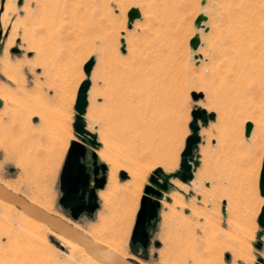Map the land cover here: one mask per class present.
<instances>
[{
  "label": "rangeland",
  "instance_id": "rangeland-1",
  "mask_svg": "<svg viewBox=\"0 0 264 264\" xmlns=\"http://www.w3.org/2000/svg\"><path fill=\"white\" fill-rule=\"evenodd\" d=\"M17 2L0 0V183L29 202L49 201V213L89 237L120 242L124 257L137 264L171 263L172 256L159 260L157 222L161 218L186 230L191 196L202 195L209 202L201 220L211 232L193 234L204 246L194 251L205 254L199 261L264 264V227L254 218L264 204L258 191L264 154V0ZM133 6L140 7L142 18L128 28ZM200 14L206 21L196 27ZM196 34L200 44L193 50L189 41ZM90 58L84 122L100 144L87 147L108 167L103 191L113 174L121 201L114 205L100 191L99 208L72 221L58 203L59 174L70 141L78 140L73 105ZM192 92L203 96L194 100ZM197 107L215 114L214 133L228 148V164L209 188L170 179L158 198L165 218L157 216L155 226L147 228L149 240L142 248L130 237L144 188L157 189L149 181L156 168L179 169ZM246 122L253 126L248 138ZM129 182L139 185L131 194ZM25 227L35 223L25 221L17 207L0 204V264H94L49 228L25 238Z\"/></svg>",
  "mask_w": 264,
  "mask_h": 264
},
{
  "label": "water",
  "instance_id": "water-1",
  "mask_svg": "<svg viewBox=\"0 0 264 264\" xmlns=\"http://www.w3.org/2000/svg\"><path fill=\"white\" fill-rule=\"evenodd\" d=\"M17 3L20 5L22 0H18ZM139 18V10L135 7L130 8L127 12V27L130 28L132 23ZM203 21H206V16L200 14L195 19L194 24L196 27H202ZM121 43V51H124V39H121ZM199 44L200 39L198 34H196L190 39L189 45L193 50H196ZM93 65L94 58H90L83 67L86 79L80 83L77 89L74 102L75 114L72 124L78 140L70 141L59 174V190L61 195L58 203L63 208L69 209L72 221H76L83 211L87 215L94 213L95 209L98 208L96 189L102 188L105 182L104 177L101 178L100 183L97 182L98 179L95 169L99 166L104 169L106 165L101 163L97 166V155L95 152L91 154L93 163L90 167H86L82 162L87 151L85 142L92 148H97L100 144L97 140V135L89 131L84 122V114L88 104L87 93L90 87L89 75ZM85 69H88V71H85ZM202 96V93H191V97L194 100H198ZM192 112H195L197 115L195 123L192 122L191 116V121L188 124L191 133L185 139V146L180 154L179 169L171 173H165L160 167L153 170L149 181L157 189L151 186H145V188L147 187V191L144 188V194L141 196L130 239L132 243L138 242L142 248H145L148 244L149 237L147 228L155 226V220L160 207L158 198L161 197V191H166L168 186L171 185L170 179H178L182 183H188L193 177V169L198 166L197 155L194 153V150L201 140L199 135L200 125L204 126L209 120H213L215 114L213 112L208 113L205 109L198 107L194 108ZM252 127L251 122L245 123L244 135L246 138L250 136ZM262 171H264V154L258 180L259 195L264 198L260 190V174ZM119 176L121 179H126L127 174L124 170H121ZM91 183H93L92 186H90ZM85 196H87L86 200L84 198ZM0 200L13 204L32 219L45 223L53 232L82 246L88 255L103 264H137L135 261L126 259L103 244L94 241L67 221L46 212L21 195L7 189L2 184H0ZM262 207H264V204ZM261 208L257 216V223L260 227H264V216L260 214ZM257 264H261L260 259Z\"/></svg>",
  "mask_w": 264,
  "mask_h": 264
},
{
  "label": "crops",
  "instance_id": "crops-1",
  "mask_svg": "<svg viewBox=\"0 0 264 264\" xmlns=\"http://www.w3.org/2000/svg\"><path fill=\"white\" fill-rule=\"evenodd\" d=\"M137 8L140 12V18L136 19L132 25L137 20L142 18V10L138 6H133ZM131 25V26H132ZM74 106V105H73ZM74 108V107H73ZM214 120H209L208 123L204 126L205 129V139L198 146L197 161L198 166L193 169V177L188 183L180 182L179 186L189 185L190 187L196 186L198 187L200 183L204 185V187L209 188L213 183H217L218 178L222 175V167L223 165L228 164V148L226 146L220 145L219 140L214 133L215 125L213 126ZM201 134V132L199 133ZM227 172V171H226ZM178 180V179H173ZM172 181V180H171ZM176 183H173V185ZM176 186V185H174ZM178 186V185H177ZM195 197L193 203L192 199H190V209H189V220L190 226L186 227L187 229L184 231H180L178 227H170L165 224L164 220L160 218H165L164 212L162 209L158 211V217L160 218L157 222L156 232L158 235V241H154V245L157 249H160L159 260H164L163 262H167L168 257L172 256V261L170 264H205L199 261L201 257H205V254H194V251L197 247H202L201 244L196 243L193 234L194 233H207L211 232L208 226H206V222L201 220V214H205L208 209L206 206L207 202H209L208 198L204 199L202 195ZM184 202L183 199H179V202ZM201 204H197V203ZM255 203V199L252 200ZM224 204V201L222 202ZM253 205V203H252ZM252 205L249 207L252 208ZM254 206V205H253ZM256 210L254 218H256L260 212V207ZM221 222V218L220 221ZM258 224V223H257ZM216 228H221V224L216 225ZM219 231V230H217ZM182 234H185L181 236ZM170 235V236H167ZM202 251V250H201ZM204 252V251H203ZM188 258H193V261H190ZM182 259V261H181ZM181 261V262H180Z\"/></svg>",
  "mask_w": 264,
  "mask_h": 264
},
{
  "label": "bare ground",
  "instance_id": "bare-ground-1",
  "mask_svg": "<svg viewBox=\"0 0 264 264\" xmlns=\"http://www.w3.org/2000/svg\"><path fill=\"white\" fill-rule=\"evenodd\" d=\"M212 57V56H211ZM258 130V129H257ZM261 131V130H260ZM260 131H258V132H260ZM258 135H259V133H258ZM260 135H261V133H260ZM74 139V138H73ZM75 140V139H74ZM109 184H108V186H107V190L106 191H103V197L106 199V200H110V201H112L113 203H114V205H115V203H116V201H118V203L121 201V198L120 197H117L116 196V194L119 192V185H118V183H117V181H116V178H115V176L113 175V174H111L110 175V177H109ZM0 184H4V183H0ZM176 186L178 185V184H175ZM4 186H6V188L7 189H10V190H12L10 187H9V185H6V184H4ZM127 186H129L128 187V192L131 194V192H133V190L134 189H136V188H138L139 187V185L138 184H136L135 182H129L128 184H127ZM122 189V188H121ZM12 191H14V190H12ZM15 192V191H14ZM116 196V197H115ZM261 198H263V197H261ZM264 199V198H263ZM30 202H32V203H34V204H36L37 206H39L40 208H42V209H44V210H46V212L48 211V213L49 212H53L52 211V205H51V203L49 202V201H43V200H41V201H39L38 203H36V202H34V201H31L30 200ZM0 204H2L4 207H7V208H11L12 206H14L13 204H10V203H8V202H5V201H2V200H0ZM18 209V208H17ZM20 210V209H19ZM20 213H21V216L23 217V219L25 220V221H31V222H33V223H35V227H33V228H31V229H28V228H24V231H25V235H24V237L26 238V237H28V236H32L33 234H34V232H35V230H37V229H40V230H45V229H47V228H49L45 223H42V222H39V221H36L35 219H32L31 217H29L27 214H25L24 212H22L21 210H20ZM50 213V214H51ZM113 214H116V212L115 213H113ZM53 215V214H52ZM54 216H56V215H54ZM60 218V217H59ZM69 224H71V225H73L74 226V224L73 223H71V222H68ZM104 222L103 221H101V224H103ZM103 226H105V225H103ZM75 227V226H74ZM76 228V227H75ZM78 228H79V226H78ZM50 229V228H49ZM51 230V229H50ZM79 230V229H78ZM81 231V230H80ZM91 232V231H90ZM55 233V232H54ZM84 233V232H83ZM92 233H93V231H92ZM57 234V233H56ZM85 234V233H84ZM57 235H59V234H57ZM87 235V234H86ZM59 236H61V235H59ZM88 236V235H87ZM94 235H90V238L91 239H93L94 241H97V242H99V243H101V244H103L104 246H106V247H108V248H110L111 250H113L114 252H116L117 254H119L120 256H122V257H124V252H123V249H122V245H121V243L120 242H113V241H108V240H106V239H104V240H102V239H100L99 237H96V236H94ZM62 238H64V240L66 239L65 237H63V236H61ZM89 237V236H88ZM26 240V239H25ZM66 243H67V246H70V248L72 249V250H77V251H79V252H81L82 254H84L85 256H86V259L89 261V262H92V263H94V264H103V263H101L100 261H98V260H96V259H94L93 257H91L90 255H88L87 253H86V251L84 250V248L82 247V246H80V245H78L77 243H75V242H72V241H70V240H68V239H66ZM24 251L25 250H23V253H24ZM125 258V257H124ZM181 261H182V259H181ZM180 261V262H181ZM178 264V263H177ZM180 264V263H179ZM182 264H184V263H182Z\"/></svg>",
  "mask_w": 264,
  "mask_h": 264
},
{
  "label": "flooded vegetation",
  "instance_id": "flooded-vegetation-1",
  "mask_svg": "<svg viewBox=\"0 0 264 264\" xmlns=\"http://www.w3.org/2000/svg\"><path fill=\"white\" fill-rule=\"evenodd\" d=\"M85 145H86V147H87V145H88V143H86L85 142ZM92 150L90 151V150H88V147H87V151H86V154H85V157H84V159L82 160V162L86 165V167H90L91 166V164L93 163V159L91 158V154H92ZM96 163H97V166H99L102 162L97 158V161H96ZM95 171H96V177H97V179H98V183H100L101 182V178L102 177H104V184H103V187L102 188H98V189H96V195H97V203H98V208H99V197H100V191H103V189H105L106 188V185H107V179H108V175H107V173H108V167L106 166V168H102L101 166H99V167H97L96 169H95ZM93 185V183H91L90 184V186H92ZM85 198V200H86V198H87V196H85L84 197ZM98 208H96L95 209V211L98 209ZM65 211H66V213L69 215V217L71 218V216H70V211H69V209H67V208H63ZM94 211V212H95ZM81 215H87L86 213H85V211H83L78 217H80Z\"/></svg>",
  "mask_w": 264,
  "mask_h": 264
},
{
  "label": "snow or ice",
  "instance_id": "snow-or-ice-1",
  "mask_svg": "<svg viewBox=\"0 0 264 264\" xmlns=\"http://www.w3.org/2000/svg\"><path fill=\"white\" fill-rule=\"evenodd\" d=\"M85 71H88V69H85ZM196 113L192 112V122L195 123V118H196ZM260 190H261V195L264 196V171L261 172L260 174ZM145 191H147V187L145 188ZM262 216H264V207L261 208V213Z\"/></svg>",
  "mask_w": 264,
  "mask_h": 264
}]
</instances>
